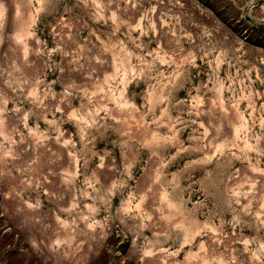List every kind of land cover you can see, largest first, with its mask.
Instances as JSON below:
<instances>
[{"label":"rangeland","instance_id":"obj_1","mask_svg":"<svg viewBox=\"0 0 264 264\" xmlns=\"http://www.w3.org/2000/svg\"><path fill=\"white\" fill-rule=\"evenodd\" d=\"M0 264H264V0H0Z\"/></svg>","mask_w":264,"mask_h":264}]
</instances>
